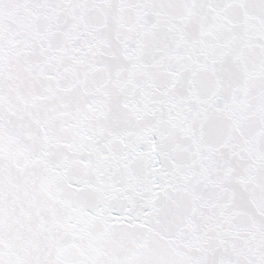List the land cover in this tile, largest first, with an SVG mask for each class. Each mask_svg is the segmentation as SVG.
<instances>
[{"label":"snow or ice","instance_id":"1","mask_svg":"<svg viewBox=\"0 0 264 264\" xmlns=\"http://www.w3.org/2000/svg\"><path fill=\"white\" fill-rule=\"evenodd\" d=\"M0 264H264V0H0Z\"/></svg>","mask_w":264,"mask_h":264}]
</instances>
